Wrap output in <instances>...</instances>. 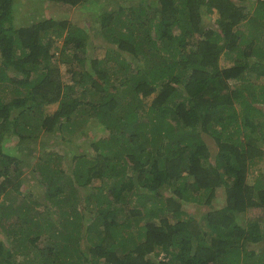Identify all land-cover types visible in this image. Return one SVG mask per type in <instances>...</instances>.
<instances>
[{
  "label": "trees",
  "instance_id": "16d2710c",
  "mask_svg": "<svg viewBox=\"0 0 264 264\" xmlns=\"http://www.w3.org/2000/svg\"><path fill=\"white\" fill-rule=\"evenodd\" d=\"M47 1L76 7L90 0ZM115 1L99 18L116 45L107 51L116 52L92 57V76L67 55L69 46L85 50V29L54 17L17 26V0H0V196L21 187L2 146L9 124L23 139L72 131L75 114L89 107L106 132L91 142L95 157L74 158L71 175L60 159L41 158L38 170L61 218L40 217L36 200L10 206L20 237L15 249L0 238V264H264V248H250L264 241V217L253 215L264 212V172L249 182L250 167L264 158V84L250 77H264V0L253 12L248 0ZM205 13L217 14L214 26L205 25ZM59 54L67 56L71 85ZM222 56L232 64L222 66ZM10 85L14 96L4 101ZM204 135L216 142L213 161ZM222 187V207L185 215L184 203L210 205ZM33 233L51 240L41 257L28 251ZM18 254L24 261L16 262Z\"/></svg>",
  "mask_w": 264,
  "mask_h": 264
},
{
  "label": "rangeland",
  "instance_id": "374dc122",
  "mask_svg": "<svg viewBox=\"0 0 264 264\" xmlns=\"http://www.w3.org/2000/svg\"><path fill=\"white\" fill-rule=\"evenodd\" d=\"M136 1L137 0H134V2ZM131 2L132 0H130V3ZM109 3L111 7H107L109 6ZM122 3H124L123 5H126L128 0L125 2L122 0ZM247 3L250 12H253L256 7L257 0H248ZM116 6L117 2L115 0H90L87 3L76 7H71L62 3H54L47 0H17L14 13L15 24L17 26L27 25L39 18L54 17L56 19H69L72 24L82 27L87 31V46L85 50H79V53H77L73 46H69L67 49V55L69 54L72 59H75L74 65H76L77 68H82L81 70L83 72L87 71L86 73L91 74L93 72L90 65V59L92 57H104L116 52V50L107 51L109 47L115 48L116 45L111 43L108 37H106V34H104L99 18L102 11L105 9L115 8ZM217 17L216 13H205V25L214 26L217 22ZM49 36L51 38L54 37V33L50 32ZM56 42L60 47L63 45V39H59ZM53 52H57L56 54H58L60 52V48H57V50L54 49ZM56 56H59V61L61 62L63 80L67 84L71 85L72 80L69 78L70 74L66 72V65L63 63L64 58L67 56L61 54ZM221 64L222 66H229L232 62H230L225 56H222ZM250 77L256 84H264V77H257L255 72H251ZM11 89L12 85H10V89L7 90L6 95L3 96L4 101H9L13 98L14 94ZM75 93L80 94V92ZM88 96V98L91 97L90 95ZM260 102H262V100L258 98L257 101H254V105H260ZM57 106V104L49 106L47 111L53 112ZM14 113L16 115L17 111L15 110ZM73 120L75 125H72V127H74L72 131L67 128H64L63 132L60 130H56V132H46L41 130L37 134H33L31 137L26 139L21 138L16 133L12 125H8V131L3 138L2 146L4 151L12 158L11 167L13 169L17 168L21 172V187L20 192L10 188L5 194L0 196V222L3 223L1 226L2 228L0 229V238L6 244H9L12 249L17 248L20 237L14 233V224L17 222L21 223V221H18L19 214L15 210L8 214L10 206L14 209L24 200H36L39 204L35 206V208L40 217L43 219L49 217L54 220H59L61 218L58 208L49 202V185L44 181L43 176L38 170V164L40 163L41 158L53 156L60 159L63 170L67 175H71L72 169L75 166L74 158L81 155L95 157L96 152L92 148L91 142L104 138L106 135V132L102 129L100 124H98L93 116L92 110L89 107H82L80 112L78 111V113L75 114ZM245 133L251 135L255 133V129H249V131ZM204 139L212 153L210 160L213 161L217 152L216 142L208 135H204ZM261 172H264V158L259 159V161L250 167L249 182L252 183L256 176ZM101 183L103 191L108 192L109 186L106 182L103 183L100 180H96L95 184L100 185ZM135 184L137 185L138 192L145 191V189L138 184L137 180H135ZM78 190L82 195H88L89 192H92L90 187H78ZM162 192L164 196H168L170 195V188L165 187ZM83 198L84 197H79V201H81L80 199L83 200ZM146 201L148 205L152 203L151 200ZM135 204L136 203L133 205ZM224 204L225 190L222 187L218 189L217 196L210 205H206L204 203L186 202L183 205V210L185 211V215L190 214L199 218L203 213L207 212L211 208L222 207ZM82 205H85L84 202ZM81 208L83 209V206H81ZM88 209L90 210L93 208L89 207ZM3 212H5L4 218L1 219V214ZM256 214L263 215L264 217V212L261 213L257 210L256 212H253V215ZM90 215L92 218L91 213L89 216ZM166 215L172 221H175L176 217L174 215L170 213H166ZM248 215L251 216V213H248ZM245 219H247V217ZM152 220L159 222L157 217H153ZM146 221V217L142 218L141 223H145ZM36 236L38 235L33 233L32 238H36L35 241L32 239L27 241V246L31 247L28 251L31 252L32 256L36 255L38 251L40 255L43 248L51 246L49 235L42 233L38 236V239ZM250 248L256 250L263 249L264 241L256 245H250ZM163 257L164 254L162 253L159 259H162ZM16 259V262H22L25 258H23L21 254H18L16 255Z\"/></svg>",
  "mask_w": 264,
  "mask_h": 264
}]
</instances>
